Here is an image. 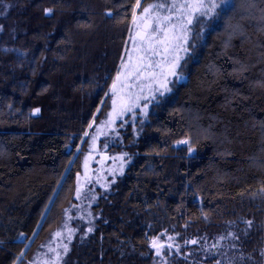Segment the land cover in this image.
<instances>
[{"label":"trees","instance_id":"1","mask_svg":"<svg viewBox=\"0 0 264 264\" xmlns=\"http://www.w3.org/2000/svg\"><path fill=\"white\" fill-rule=\"evenodd\" d=\"M8 1L0 18V264L21 252L29 264L74 205L87 147L80 133L106 100V77L128 43L129 20L119 14L132 0ZM235 4L230 18L209 23L203 42L193 29L186 80L150 108V123L136 124L139 135L125 126L122 142L104 137L107 155L131 160L97 193L94 231L67 241L62 264H264V0ZM186 134L199 141L192 156L172 147ZM229 233L239 240L219 239ZM168 235L179 253L155 256L150 238Z\"/></svg>","mask_w":264,"mask_h":264},{"label":"snow or ice","instance_id":"2","mask_svg":"<svg viewBox=\"0 0 264 264\" xmlns=\"http://www.w3.org/2000/svg\"><path fill=\"white\" fill-rule=\"evenodd\" d=\"M8 7L10 5L4 4L3 8L0 9V14H6L3 9ZM119 7H124V5L121 4ZM235 9V0H151V2L149 0H132L131 4L125 8V11L119 14L121 20L126 17L129 20L128 43L122 48L118 65L114 70V76L106 77V80H111L108 91L104 93V97L110 100V110L106 108L101 112L100 107H97L95 113L90 117V122H86V127L82 128L80 133V143L88 144L89 151L83 160V176L77 173L76 200L81 199L84 185L92 180L89 165L96 155H101L102 157L98 161L101 166H103L105 161H112L111 167L107 169L113 177L110 183L116 182L115 176L117 174H124V167L131 160L127 152H121L116 156H108L106 154L107 142L103 145L105 151L101 152L98 145L100 137H107L112 134L118 141L122 142L120 128L125 126H130L138 136L136 124L143 125L146 121L150 123L148 119L149 109L154 104L157 107L160 105V98L172 92L174 82L180 83L186 80L180 70L182 62L190 58L189 50L193 47L190 44V40L193 39L194 27L198 29L196 38H201L203 37L207 21L215 23L224 17L230 18V14L235 12ZM43 11L46 16L51 17L54 15L53 8H44ZM105 15L114 21L117 19L116 16H113L111 10L106 11ZM91 26L89 22L88 27ZM233 29L240 33L243 31L242 26L239 24L234 25ZM0 31H3L2 25H0ZM229 43L230 39L225 41V48L229 46ZM244 70L243 66L237 69V71L241 72ZM100 104L103 105L104 100H101ZM40 112L41 109L36 107L32 110L31 115L37 116ZM138 115L140 117L139 120H137ZM97 117L102 118L98 120ZM198 142V139L194 140L186 134L185 138L176 139L172 147L181 149V146H183V151L192 156L196 153L194 144ZM115 146L114 144L113 147ZM70 147L74 146L65 144V148ZM75 150L77 152L80 151L79 147H76ZM109 186V183L101 184V187H104L105 190ZM260 192L264 193V187L260 189ZM91 199L94 200L96 197L93 195ZM51 203L52 201L50 200L49 204ZM48 210V208H45L44 211L47 212ZM88 215L91 216V213H88ZM65 216L67 220L63 225V229L56 231L54 237L59 240L64 236L66 230L67 240L71 241L77 229L70 227L67 223V221L73 219L71 213L65 210ZM80 218L83 219V216ZM44 219L45 217L42 215L41 220ZM244 223L248 228H251L253 221L246 220ZM36 227L39 230L41 225L37 224ZM93 231L94 229L89 226L86 229V234ZM36 234V232L32 233L33 236H36ZM245 234L247 233L245 232ZM20 235L24 237L25 234L21 233ZM225 238L239 240V236L235 233H229L228 237L221 236L219 239L222 241ZM83 239L84 237L82 236L81 240ZM174 240L175 238L171 235L167 236L166 241L160 240L159 237H153L150 238V247L154 250L157 257L165 256V249L171 250L175 248V252L179 253L180 248L174 245ZM0 243L3 242L0 241ZM27 243L31 244L32 241L28 240ZM184 243L195 245L198 241L190 239L185 240ZM54 244L55 241L47 245H41V248H46L47 252L39 254L29 264H62L63 257L69 252V246L67 243L53 246ZM219 246L218 243H214L211 248ZM230 247H235V245H230ZM24 255L25 253L21 252L15 264H23L20 257ZM260 255L264 256V251ZM215 264H221V260H215Z\"/></svg>","mask_w":264,"mask_h":264},{"label":"rangeland","instance_id":"3","mask_svg":"<svg viewBox=\"0 0 264 264\" xmlns=\"http://www.w3.org/2000/svg\"><path fill=\"white\" fill-rule=\"evenodd\" d=\"M149 2H151V0H149ZM4 4H10L8 0H0V9L3 8V5ZM9 8V7H8ZM7 9H3V11H6L8 10ZM4 14H0V18L3 16ZM209 23L210 25L214 24L212 21H207L206 24H205V29L203 31V37H201V42H203L205 40V36H206V32H207V29H208V26H209ZM194 29H196L194 27ZM194 31V30H193ZM193 35V33H192ZM191 41V40H190ZM185 62H187V59L186 61H183L182 62V68H181V73L183 75V71H184V65H185ZM183 82V81H182ZM181 83V82H180ZM174 84H177L174 82ZM172 86V85H171ZM171 94V93H170ZM170 94H167L166 96H169ZM165 96V97H166ZM165 97H162L160 98L161 101L164 100ZM106 108H108L110 110V100L106 99L104 104L102 105V107L100 108L101 109V112H103ZM150 110V109H149ZM102 117H100L101 119ZM131 123V122H130ZM105 136H102L100 137L99 141H98V145L100 146V149H101V142L102 140L104 139ZM107 141L104 139L103 141V144H105ZM82 147V146H81ZM81 147H80V151H81ZM86 151H84V155L82 157V160H81V164H80V172L79 174L81 176H83V173H84V169H83V160H84V156L87 154V152L89 151V146L87 144V147L85 149ZM79 151V152H80ZM78 152V153H79ZM103 152V151H101ZM108 156H112V155H108ZM101 155H96L95 156V159L92 160L90 162V174L92 176V180H90L88 183H86L84 185V188L82 189V192H81V199L80 200H76L75 198V202H74V205L71 207L70 210H68L69 213H71L73 219L70 220V221H67V223L69 224L70 227H73L75 229H77V231L73 234V237H76L81 231H85L86 232V229L87 227H89L91 225V223H89V221L92 222L91 220V217H92V210H93V202L94 200L91 199V197L94 195L95 197H97V193L98 192H102V191H105V188L104 187H101V184H104V183H109V187H111L114 183H110L111 180L113 179V177L110 175V173L107 171V169L109 167H111L112 165V161L111 160H108V161H105L103 166H101L98 161L101 159ZM129 163H127L124 167V170L126 168V166L128 165ZM121 175L117 174L115 176V181L117 182V180L120 178ZM97 180H99V182H97ZM83 183V181H81ZM115 182V183H116ZM77 187V186H76ZM108 187V188H109ZM89 189H91V191H89ZM263 196H264V193H261ZM88 213H91V216L88 215ZM83 216V219H81L80 217ZM67 218L65 217L63 219V221L60 223V225L58 227H56L54 229V231H52L51 233V236L50 238L45 242L44 245H47L49 244L50 242L52 241H55V244H64V243H67V232L65 230V234L63 237H61L59 240H56L55 237H54V233L58 230H62L63 229V225L65 224ZM55 244L53 246H55ZM62 251V249H61ZM44 252H47V249L46 248H41V250L37 253V256L41 253H44ZM51 255V254H49ZM36 256V257H37ZM35 258V257H34ZM64 258H68V253L66 256L63 257L62 260H64ZM34 259H32L33 261Z\"/></svg>","mask_w":264,"mask_h":264}]
</instances>
